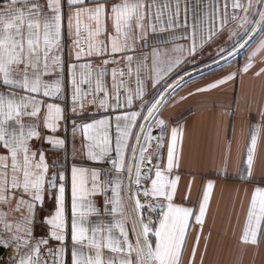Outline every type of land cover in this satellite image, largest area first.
<instances>
[{
  "label": "snow or ice",
  "instance_id": "6c2138e0",
  "mask_svg": "<svg viewBox=\"0 0 264 264\" xmlns=\"http://www.w3.org/2000/svg\"><path fill=\"white\" fill-rule=\"evenodd\" d=\"M250 45L242 67L187 96L254 67L264 0H0L6 264H204L208 238L196 257L214 182L203 185L198 211L185 206L191 181L177 203L184 129L169 127L164 112L193 71L229 64ZM262 131L250 125L242 151L239 178L250 184ZM261 239L264 186H255L241 241Z\"/></svg>",
  "mask_w": 264,
  "mask_h": 264
},
{
  "label": "crops",
  "instance_id": "0c3cea01",
  "mask_svg": "<svg viewBox=\"0 0 264 264\" xmlns=\"http://www.w3.org/2000/svg\"><path fill=\"white\" fill-rule=\"evenodd\" d=\"M253 46L244 49L229 64H222L214 68L216 70L212 69L213 72L210 70L187 79L183 89L173 94L164 112L165 118H169V127L179 125L184 129L183 154L180 171L177 173L181 176L177 203L183 201L191 181L189 199L192 203L185 206H195L198 211V196L202 197L203 185L209 180L214 182L196 257L199 262L204 252L205 238H208L204 264H264V239H261L259 247L245 245L241 241L251 192L255 186H264V131L258 140L254 159V183L239 178L246 167L243 164L246 157H242V151L248 139L249 126L260 125L264 128V121L260 118V112L264 111V75L254 74L260 67H264V52L256 56L254 67L234 82L211 92L187 96L189 91L195 93L197 87H203L221 71L229 67L236 71L242 67ZM180 96H187V99L180 101ZM233 109L237 115L230 117L228 113ZM229 137L232 141L230 156ZM68 148L71 154V137ZM197 232L198 226H194L189 248ZM9 251L0 264H6Z\"/></svg>",
  "mask_w": 264,
  "mask_h": 264
},
{
  "label": "water",
  "instance_id": "95a60500",
  "mask_svg": "<svg viewBox=\"0 0 264 264\" xmlns=\"http://www.w3.org/2000/svg\"><path fill=\"white\" fill-rule=\"evenodd\" d=\"M243 51V50H242ZM241 51V52H242ZM202 67V66H201ZM214 68H217V67H214ZM213 68V69H214ZM207 71H209V70H204V71H193L192 72V75H191V78L192 77H194V76H196V75H199V74H201V73H204V72H207ZM188 78H186V80H187ZM154 135H157L158 134V132L157 131H154V133H153ZM8 252V250H5V249H0V256H2L3 258L5 257V255H6V253ZM2 261H0V263H1Z\"/></svg>",
  "mask_w": 264,
  "mask_h": 264
},
{
  "label": "trees",
  "instance_id": "16d2710c",
  "mask_svg": "<svg viewBox=\"0 0 264 264\" xmlns=\"http://www.w3.org/2000/svg\"><path fill=\"white\" fill-rule=\"evenodd\" d=\"M214 70H216V69H214ZM214 70H212V71H210V72H213Z\"/></svg>",
  "mask_w": 264,
  "mask_h": 264
},
{
  "label": "rangeland",
  "instance_id": "374dc122",
  "mask_svg": "<svg viewBox=\"0 0 264 264\" xmlns=\"http://www.w3.org/2000/svg\"><path fill=\"white\" fill-rule=\"evenodd\" d=\"M206 57H207V53H206V55H205Z\"/></svg>",
  "mask_w": 264,
  "mask_h": 264
}]
</instances>
